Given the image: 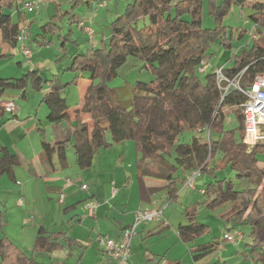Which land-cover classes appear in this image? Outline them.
Wrapping results in <instances>:
<instances>
[{
  "label": "trees",
  "instance_id": "obj_1",
  "mask_svg": "<svg viewBox=\"0 0 264 264\" xmlns=\"http://www.w3.org/2000/svg\"><path fill=\"white\" fill-rule=\"evenodd\" d=\"M69 7L55 6L54 14L40 25L34 40L38 45L52 43L56 37L59 48L71 41L81 44L80 37L72 39V25L79 26L75 10L90 0H68ZM98 2V1H97ZM245 0H206L208 13L215 21L213 27L202 26L204 0H125L122 11L106 26L84 51L70 56L67 68L74 73L71 83H76L79 74H86L90 84L84 92L81 109L74 111L71 119V105L61 96V85L57 79H48L49 90L41 101L47 107L46 120L53 126L62 122L70 124L68 136L55 145L42 139V152L50 162L53 152L61 165H65V150L73 149L74 162L79 169L91 166L94 155L100 148H108L123 140H132L139 154L136 161L141 198L147 192L143 177L167 181L168 197L175 199L178 185L185 182L178 168L188 171L196 164L199 173H208L211 178L204 183L200 202L185 206V223L178 226L182 242L188 243L209 232L210 226L199 221L198 208L216 211L223 221L224 232H231L238 224L247 226L248 239L244 242L245 258L252 264H264V169L258 165L264 143L248 147L237 139L234 129L224 128L226 108H234L239 120L242 137V116L239 105L245 97L237 89H230L223 97L215 78V67H209L204 80L199 77L198 67L207 49L213 42L232 48L234 38H242L245 31L227 32L222 24L231 5H242ZM259 4V3H258ZM264 8L263 3L260 4ZM252 12L248 19L254 24V36L250 43L237 50L222 67L229 78L240 73V87L250 85L254 76L264 72V10ZM18 0H0V40L11 48L17 47L18 36L23 28L25 14ZM34 13V12H32ZM66 19L69 32H61V20ZM0 53V57L6 56ZM128 56L142 61V67L153 75L149 82L136 81L119 87H110L107 81L117 76L118 68ZM46 81L38 69H28L19 78L0 77V99L8 89L23 93L30 82L40 89ZM6 113L0 108V118ZM81 113L89 114V121ZM209 129L205 139L193 134L188 141L176 142L184 130ZM173 162L169 160L172 156ZM164 166L168 172L160 171L145 160ZM21 158L12 154L0 144V175L13 179V169ZM229 166L236 180L245 179L239 185L232 179H216L215 169ZM182 170V171H183ZM220 240L190 246L192 259L197 261L218 249ZM226 240V239H225ZM224 240V241H225ZM74 243L61 232H49L40 227L29 254L21 251L6 235L0 238V264H50L37 259L35 252L62 248L63 244ZM179 259H166L164 264H179ZM221 264H226L222 262Z\"/></svg>",
  "mask_w": 264,
  "mask_h": 264
},
{
  "label": "rangeland",
  "instance_id": "obj_2",
  "mask_svg": "<svg viewBox=\"0 0 264 264\" xmlns=\"http://www.w3.org/2000/svg\"><path fill=\"white\" fill-rule=\"evenodd\" d=\"M56 1L60 3L61 9L63 10L69 7L68 0ZM106 1L108 7H96L94 14L93 9H91L89 12V9L85 5H82L75 10V14L86 21L91 18L92 24L94 25L95 30H97L96 34L98 31L101 33L103 31H107V29L104 30V28L107 26L106 24H108L119 12L115 11V8L111 5L114 4L116 0ZM53 3L56 2H54V0H48L47 3L40 5L36 12L25 14V24H27L25 30L27 35L25 44L26 47L31 51L30 61H35L37 64L35 65L32 63L33 65L30 67L29 63L27 62V58L20 53L19 46L16 47L15 51H10L9 53L5 51L7 52V55L0 57V77L19 78L28 69H32L37 66L42 77L46 80L42 83L40 89H35L29 82L25 88V97L20 95L21 90L18 89H8L4 93L6 98L13 101L15 105V112L18 114L19 119L13 120L4 118L0 120V142L7 145L11 150H19L27 158L31 157L33 155V151L39 147L41 137L45 136V138L49 140L53 137V129L45 119L47 107L44 102L41 101L42 95H44L50 85L49 81L47 80L54 79L53 77H55V79L59 77V79H61L63 82L72 79L74 74L69 71H64L63 67L68 64L70 56H72L75 52L83 51L81 45L76 46L71 41L66 42L64 49L60 50V48H58L60 41H58L56 37L53 38L51 44L45 46L38 45L35 42L34 37L36 30H38L40 25L47 21L50 16L56 12V6H54L55 4L53 5ZM118 3L123 9L124 3L119 0ZM262 3L263 0H245L242 5H231L229 12L223 18L222 24L227 27L228 34H230V31H236L235 33H238V31L240 32L244 30L245 35L240 39L234 38L231 40V49L224 47L218 42H213L207 49L205 57L210 58L214 65H218L220 67L221 64H229L227 58L245 46L247 43H250L252 40V35L255 33V27L253 22L248 19V16L252 12L258 10L257 8H262L260 5ZM262 9L264 10V8ZM29 22H31L32 25L30 30ZM59 23L62 26L61 32L63 34L68 33L69 25L66 19L61 20ZM214 25L215 21L208 13L207 3L206 0H204L202 7V26L213 27ZM79 35L80 38L81 36L84 37L79 31L78 27L74 26L72 28L70 38L74 39ZM95 39L96 37L94 32V39L91 42H94ZM142 65L143 64L140 59L134 56H128L125 63L118 68L117 76L107 81V85L110 87H119L125 83L134 84L136 81H151L153 79V75L145 70ZM198 72L199 77L204 80L205 73L200 71ZM86 76V74H79L78 84L70 83L65 90L61 91V95L66 96L67 101L70 104H73L82 97L84 86L89 81L88 77ZM223 112L225 115L224 128L234 129L237 139H240V123L236 113L234 112V108H226L223 110ZM193 134L205 139L209 135V129L206 128L197 131L184 130L176 138V142L188 141ZM121 143L124 144L121 145L122 152H120L119 155L121 154L125 159L126 170H131L133 168L135 156L133 147L134 142L132 140H123ZM68 155L73 157L72 149L68 151ZM117 155V146H113L112 149H102L101 153L99 154V159L105 160L107 156H111L113 157L111 158L113 161ZM173 157L174 153L169 158L171 162H173ZM258 158H260L259 161L264 168V153H260ZM145 163L147 165H154L160 171L168 172L164 166L154 162L152 163L149 159H146ZM15 169L16 175H18V183H15L6 176L2 178L5 182L0 180V205H2V207L5 209L3 220H0V228H2L5 234H7L19 246H21L23 250H25L27 253H30L39 224L42 222L49 224L51 217L54 216L57 219L56 221H58L61 217V210L60 205L55 201V199L53 204L49 203L46 190L44 189L41 191L39 182H35L34 186H31L32 182H27L24 184L23 177L26 174L24 164L17 166ZM70 169L71 168H65L64 170L68 171L69 175L65 176H69V178L72 177ZM199 169V166L195 164L193 168L188 171L178 168L176 172L178 174H182L185 178H187V176H189L192 172H198V174L193 179V184L196 186L194 189L185 187L180 183L178 185V198L176 200L165 201V203L161 205V208H163L164 211V216L169 220L172 226L168 228V235H174V229L177 222L183 218L184 206L193 202H200L203 199L201 188L204 186V183L211 178V175L208 173H199ZM213 175L216 179H232L234 182L239 183V185H244V183H247L245 179L240 181L236 180L234 171L231 170L229 166L215 169ZM135 181L137 185V175ZM6 183H8L10 187L7 186ZM36 183H38V186ZM158 183L164 184L163 181ZM14 185L18 188L14 187ZM53 196L56 198V195ZM19 198H22L21 205L17 204V200ZM89 199L90 198L87 200ZM197 216L199 221L208 224L210 229L209 232L194 239L195 243L200 244L209 242L213 237L220 240L224 239L226 233L224 232L223 221L218 217L216 211L208 210L202 204H200ZM26 218L29 220L31 219L30 222L26 221ZM102 224L107 225L108 222L103 221ZM171 228L173 229V232H171ZM237 231L243 234V240L240 241L242 243L241 246H236L233 244V242L224 239L225 241L223 240L221 242V245L218 247V249L209 254L210 256H208V258L205 260L194 262L188 248L184 246L182 241L180 244L172 247L169 257H171L172 260L176 258L179 259V264H213L219 260L221 262L225 261L226 264H252L250 259L245 258L243 254L244 252L241 253L237 251L238 249L240 250L242 246L245 248L244 242L248 239L247 235L249 229L247 226L238 224L231 232ZM93 236H95L96 239H98L99 236L110 238L109 234L102 232L99 235L97 231H94ZM96 239L95 241H97ZM154 244L157 245V243ZM96 245L103 249L98 241ZM89 246L90 248L86 252V261L89 259V257L92 258L93 251L95 249L94 242L90 243ZM37 254L38 255H36V257L40 260L42 257H44V255H41L39 252ZM69 262V264H73L72 262H74V260Z\"/></svg>",
  "mask_w": 264,
  "mask_h": 264
},
{
  "label": "crops",
  "instance_id": "obj_3",
  "mask_svg": "<svg viewBox=\"0 0 264 264\" xmlns=\"http://www.w3.org/2000/svg\"><path fill=\"white\" fill-rule=\"evenodd\" d=\"M95 1L97 2L100 0H90V6L87 7L89 9V12L91 9H93V14L94 11L96 10L93 7ZM119 1L125 3V0H119ZM54 2L56 3H53V5L54 4L56 5L58 3L56 0H54ZM111 5L112 7L115 8L114 9L115 11L117 12L119 11L115 15L117 16L122 11L121 6H119L118 0H116V2ZM101 7L107 8L108 6L105 5ZM77 18L80 19V21L91 23L96 38L101 34V32L99 31L96 34L97 30H95L91 18L88 19L87 21L79 16H77ZM74 26L76 25H72L71 28H73ZM31 27H32L31 22H29V30L31 29ZM77 27L81 32V34L84 36V37L81 36L83 42L81 41L80 38L81 41L80 45L82 46V49L84 51L92 42L88 40V37L84 33L82 27L80 25ZM37 31L38 30H36L35 34L37 33ZM0 49H1L0 53L7 54V52L9 53L10 51H15L16 47L11 48L9 45L3 43L0 40ZM203 59L209 61L210 65L213 67H220L218 65H214L211 62L210 58H206L204 56ZM68 61H69L68 64L65 67H63L64 71H69L67 70V68L70 63V58ZM32 63L35 65L37 64L35 61H33ZM223 65L225 66L227 64H221V66ZM34 69H38V67L36 66L34 67ZM53 78L55 79V77ZM56 79L59 81L61 85L60 86L61 87L60 94H61V91L65 90L68 87V85L71 83V80L73 78L67 80L66 82H63L61 79H59V77H57ZM78 83H79V77L75 84ZM89 84H90V80L84 86L82 97L79 98L78 101L74 102L73 104H70L68 102L71 105V108L69 109V114L71 119L74 118V111L76 109H81V106L84 101V92ZM48 90L49 88L46 90V92ZM20 95L25 97V91L24 93L21 91ZM61 96L66 97L64 95ZM3 98L8 99L4 95ZM47 111L48 110L46 109V114ZM14 115L15 117H13L12 114L10 113H6L2 118H0V120L4 118L18 120L19 116L15 112V110H14ZM81 116L83 119L89 121L88 113H81ZM48 124L53 129L52 139L49 140L45 138V136L41 137L39 142V147L33 151V155L29 158H27L19 150L17 149L11 150L7 145L0 142V144L5 146L10 153L17 154L21 158L20 164L16 165L13 169L14 178L11 179L6 174H2L0 175V180L4 181V179L2 178L6 176L15 183H18V175H16L15 168L19 165L21 166L24 164L25 172H26V174L23 177L24 184L27 182H32L31 186H34L35 182H39V187L41 191H43L44 189L46 190V195H47V199H49V203L53 204V201L55 199V201L60 205V210H61L60 219L56 221L57 219L54 216L51 217L49 224H45L44 222L39 224L35 235V239L40 227H42L49 232L64 233L67 236H69L74 242L70 245L63 244L62 248L52 250L51 252L39 251L41 255H44V257H42L41 260L50 264H69L70 263L69 261L72 260H74V262H72L73 264H164L166 259H171L169 255L170 252L172 251V247L181 243V239L179 238L178 235V226L182 223H185V218L183 215V218H181L177 222L174 229V235L173 234L168 235L169 234L168 228L172 226L169 220L164 216V211L163 208H161V205L165 203V201L176 200L179 195V190L176 193L177 194L176 198L171 199L170 197H168L166 192L167 181H164L159 178H152L146 176L142 178V183L147 192V196L144 200L141 198L138 176H137L138 179L137 185L135 181L137 175L136 161L137 158L139 157V154L135 149V144H133L134 153H135L134 164L131 170H126L125 159L121 154L119 155V153L122 152L121 145L124 144L121 142L114 144L108 148H100L97 151V153L94 155L91 166L86 169H79L77 167V165L74 162L73 149L70 146H68L65 150V156H66L65 165H61V163L59 162L56 151L53 152L51 156V160L50 162H48L47 160H45L44 154L42 152V145H41L42 139L46 140L52 145H55L56 141L65 139L70 131V124L68 122H62L58 126H53L49 122ZM113 146H117V150H118L117 157L114 158L113 161L111 159L113 157L111 156H107L105 160L103 159L104 161L100 160L99 154L101 153V150L109 149V148L112 149ZM71 149H72L73 157H70L68 155V151ZM258 165L263 168L260 161L258 162ZM149 166L152 165L150 164ZM65 168H71L70 172L72 174V177L69 178V176H65V175H69L68 171H64ZM162 181L164 182V184L158 183ZM112 184L116 187L115 194L111 193ZM6 185L10 187L8 183H6ZM36 185L38 186V183H36ZM82 185H87V189H83L81 187ZM14 187L17 186L14 185ZM195 187L196 186H194L193 189ZM202 189L203 187L201 188V190ZM61 193L63 194V197L62 200L60 201ZM53 195H56V198H54ZM88 198L90 199L87 200ZM89 203H93V209L89 208L88 206ZM143 208H160L162 212L161 217L153 221L140 222L137 225L136 233L133 235L130 241L129 255L124 261L121 262L119 260L110 258L108 254L104 251V249H101L96 245L98 240L96 239L95 236H93L94 231H97L99 235L102 232H104L105 234H109L111 239L117 240L121 235V231L124 228L128 227L133 222L136 211L138 209H143ZM4 211H5L4 207L0 205V220H3ZM30 220L26 218V221L30 222ZM103 221L105 222L107 221L108 224L107 225L102 224ZM170 230L171 232H173L172 228ZM3 234L6 235L9 239H11L21 251H23L26 254H29L25 250H23V248L19 246L12 238H10L7 234H5L2 228H0V238L2 237ZM95 239L97 241H95ZM92 242H94L95 244L93 256L92 258L89 257V259L86 261L87 259L86 252L89 250L90 248L89 244ZM154 243H157V245H155ZM183 244L184 246L189 248L190 246L197 245L198 243H195V241L193 240V242L192 241L188 243L183 242ZM233 244L236 246H241L242 243L239 242L238 245L237 243H233ZM245 250L246 248L242 246V248L240 250L238 249L237 251L243 253V251ZM37 253L38 252H35L34 255L35 256L38 255ZM208 256L210 255H207L199 260H205L208 258ZM221 263L222 262L219 260L213 264H221Z\"/></svg>",
  "mask_w": 264,
  "mask_h": 264
},
{
  "label": "built area",
  "instance_id": "obj_4",
  "mask_svg": "<svg viewBox=\"0 0 264 264\" xmlns=\"http://www.w3.org/2000/svg\"><path fill=\"white\" fill-rule=\"evenodd\" d=\"M22 9L26 12L32 13L36 12L38 7L48 0H18ZM107 5L106 0H100L94 2L93 7L105 6ZM79 25L82 27L84 33L91 42L94 39V29L91 23H86L80 21ZM25 21L23 23V28L18 36V44L20 53L27 58V62L31 67L33 64L30 61L31 51L26 47L25 39L26 35ZM254 36V35H252ZM209 67H211L209 61L202 59L198 71L205 72ZM215 78L217 85L220 89L222 97L230 90L237 89L245 97V100L239 105L240 113L242 116L243 128H242V143L246 144L248 147H253L258 143H264V72L258 73L254 76L251 83L247 87H240L238 84L240 73L236 74L234 77L229 78L222 72V67H215ZM0 108L5 112H13L15 110V105L13 101L8 99H0ZM198 174V172H192L183 183L184 186L193 188V179ZM83 189H87V185H82ZM111 193H116V187L111 185ZM63 194L60 195V201L62 200ZM18 204H22V198L18 199ZM89 208L93 209V203H89ZM160 208H143L138 209L134 215L133 222L121 231L119 239L114 240L111 238H104L103 236L98 237V243L112 259L124 261L130 251V241L133 235L136 233V227L140 222L153 221L161 217ZM224 239L239 243L243 240V234L239 231L226 233ZM221 245L219 243L218 247Z\"/></svg>",
  "mask_w": 264,
  "mask_h": 264
}]
</instances>
